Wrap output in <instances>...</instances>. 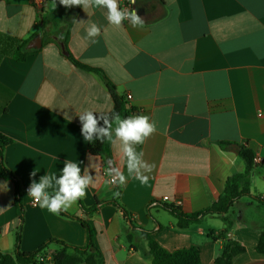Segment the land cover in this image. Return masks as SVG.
<instances>
[{
    "label": "crops",
    "instance_id": "obj_1",
    "mask_svg": "<svg viewBox=\"0 0 264 264\" xmlns=\"http://www.w3.org/2000/svg\"><path fill=\"white\" fill-rule=\"evenodd\" d=\"M118 3L136 9L144 26L133 28L127 20L111 25L104 8L0 0V133L11 140L3 160L16 178L22 210L19 218L15 186L0 178V253L13 252L16 232L21 252L50 239L84 246L85 222L100 252L98 264H151L146 239L128 227L120 209L105 203L92 213L83 210L110 200L118 188L132 224L150 231L166 251L196 247L201 264H215L224 243L218 233L226 228L245 248L232 264H264V253L255 250L264 227L256 201L235 202L228 227L208 216L184 229L160 205H176L184 213L209 206L226 178L243 172L240 147L261 159L249 194L264 195V0ZM89 21L101 28L97 43L86 38ZM19 47L22 61L14 57ZM69 55L105 75L124 97L127 117L147 115L155 124L156 131L136 146L154 165L145 173L147 184L129 175L119 141L107 140L106 151L115 173L127 177L123 185L118 177L109 183L115 173L108 161L88 152L78 114L90 110L99 119L113 100L99 74L75 66ZM65 160L93 177L67 216L32 205L24 192L46 173L61 175Z\"/></svg>",
    "mask_w": 264,
    "mask_h": 264
},
{
    "label": "trees",
    "instance_id": "obj_2",
    "mask_svg": "<svg viewBox=\"0 0 264 264\" xmlns=\"http://www.w3.org/2000/svg\"><path fill=\"white\" fill-rule=\"evenodd\" d=\"M23 47H19L15 52V59L22 61L24 58ZM68 59L77 67L90 70L99 74L107 86L109 93L113 100L112 109L105 115L111 118L115 114H119L121 118H126L125 99L123 96H119L116 93L114 85L105 77V75L98 69L88 67L76 61L72 56H68ZM100 125H103V121L100 120ZM11 143V140L0 133V178L11 181L16 189L17 198L15 203L17 206V214L19 218L22 217V210L18 199V184L13 173L6 167L3 160V152L7 145ZM107 139L104 141L95 140L88 142L87 149L91 155L100 156L106 161L109 160V155L106 151ZM238 155L244 161L245 167L242 173L234 174L226 178L224 189L209 206L192 213H184L179 206L176 205H163L161 207L167 211L176 220V226L179 229L187 228L192 224H200L205 217L217 216L228 227L231 225V221L227 214L233 207L235 202L239 199L246 197L256 201L264 210V195L252 196L249 194V187L251 177L254 174V166L252 163L253 153L246 147H240ZM119 192L117 188L115 193ZM119 196H113L110 200L102 203H97L90 209L83 208L87 213H92L97 210L99 206L105 203L112 204L116 208L123 212V215L129 224L130 228H137L140 234L147 241L148 254L151 257V264H201L199 259V251L196 247H189L178 249L172 252H168L163 249L156 241H154L150 234L151 232L145 229L138 228L132 224L129 219V214L126 209L120 204ZM60 214L67 216L66 212ZM83 227L86 230V242L84 246L76 247L69 245L63 241L50 239L42 244L39 248L32 252H21L19 250L20 232H16L14 237V248L11 254L0 253V264H38L37 257L45 254L48 247H52V263L51 264H98L100 258V252L94 244L93 232L87 223L82 222ZM212 231L208 234L212 235ZM227 229H223L218 234L224 240L223 248L218 257H216L215 264H232L233 259L243 253L245 248L237 241L227 237ZM124 234L127 240H131V235L125 229ZM258 253H264V227L260 230L259 240L255 247Z\"/></svg>",
    "mask_w": 264,
    "mask_h": 264
},
{
    "label": "clouds",
    "instance_id": "obj_3",
    "mask_svg": "<svg viewBox=\"0 0 264 264\" xmlns=\"http://www.w3.org/2000/svg\"><path fill=\"white\" fill-rule=\"evenodd\" d=\"M65 8L80 6L84 10L88 8H104L107 10L106 19L111 25L120 27L127 20L133 28L144 26V19L138 14L136 9H121L118 0H59ZM135 4L136 0H130ZM55 5V0H54ZM81 23L83 21H80ZM86 38L92 43H97V37L101 34V28L96 23L89 21L85 29ZM81 122V133L85 141L93 142L107 139L112 143L119 141L122 152L126 158L127 170L129 175H134L142 184H147L149 177L146 172H151L154 165L148 164L143 160V152H137L136 146L141 145L155 131L156 126L150 122L147 115H134L121 118L119 114L109 118L107 115L100 114L99 119L93 111L86 110L78 114ZM100 120L103 125H100ZM115 125V127H113ZM37 172L34 170L32 176ZM118 182L123 185L127 177L122 173L116 172L112 183ZM93 183L91 174H81L78 163L65 160L61 175L55 173L40 176L39 181L33 180L28 188V195L33 198V202L41 208H46L53 214L66 212L79 199L86 195V189ZM51 190V191H50ZM120 193H114L119 196Z\"/></svg>",
    "mask_w": 264,
    "mask_h": 264
},
{
    "label": "built area",
    "instance_id": "obj_4",
    "mask_svg": "<svg viewBox=\"0 0 264 264\" xmlns=\"http://www.w3.org/2000/svg\"><path fill=\"white\" fill-rule=\"evenodd\" d=\"M30 1H31V3H33L37 7L42 6L43 3L45 2V0H30ZM125 8L131 9L130 5H128V4L126 5ZM126 99L127 100L131 99V95L127 94L126 95ZM252 163H253V166L255 167L256 165H259L261 163V159L259 157H257V156H254L253 157V160H252ZM112 180H113V176L112 175H109V179H108L109 183L114 184V183H112ZM28 188L29 187H25L24 188V192L27 195H28ZM31 204L32 205H36V204H34L32 197H31ZM37 262H38V264H47V263H50L51 264L52 263V253L51 252L50 253L47 252L45 254L39 255L37 257Z\"/></svg>",
    "mask_w": 264,
    "mask_h": 264
},
{
    "label": "water",
    "instance_id": "obj_5",
    "mask_svg": "<svg viewBox=\"0 0 264 264\" xmlns=\"http://www.w3.org/2000/svg\"><path fill=\"white\" fill-rule=\"evenodd\" d=\"M107 164H108V167H109L110 172H111V173H115V169H114V167H113L112 162H111V161H108ZM227 236H228V238H230V237H231V233L228 232Z\"/></svg>",
    "mask_w": 264,
    "mask_h": 264
},
{
    "label": "rangeland",
    "instance_id": "obj_6",
    "mask_svg": "<svg viewBox=\"0 0 264 264\" xmlns=\"http://www.w3.org/2000/svg\"><path fill=\"white\" fill-rule=\"evenodd\" d=\"M244 198V197H243Z\"/></svg>",
    "mask_w": 264,
    "mask_h": 264
}]
</instances>
